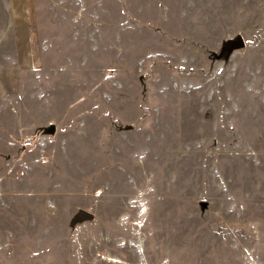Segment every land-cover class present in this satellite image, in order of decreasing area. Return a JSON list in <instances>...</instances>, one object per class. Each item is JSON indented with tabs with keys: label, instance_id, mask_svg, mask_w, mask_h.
I'll return each instance as SVG.
<instances>
[{
	"label": "rangeland",
	"instance_id": "rangeland-1",
	"mask_svg": "<svg viewBox=\"0 0 264 264\" xmlns=\"http://www.w3.org/2000/svg\"><path fill=\"white\" fill-rule=\"evenodd\" d=\"M0 264H264V0H0Z\"/></svg>",
	"mask_w": 264,
	"mask_h": 264
},
{
	"label": "water",
	"instance_id": "water-1",
	"mask_svg": "<svg viewBox=\"0 0 264 264\" xmlns=\"http://www.w3.org/2000/svg\"><path fill=\"white\" fill-rule=\"evenodd\" d=\"M245 46V40L242 36H238L236 38L230 39L228 40L221 49L220 54L218 55V57H222L225 53L226 54H230L232 53L235 49L241 48ZM50 131H54V127L53 125L51 126ZM93 217V213L85 210V209H80L76 215L74 216V220L76 219H89Z\"/></svg>",
	"mask_w": 264,
	"mask_h": 264
}]
</instances>
